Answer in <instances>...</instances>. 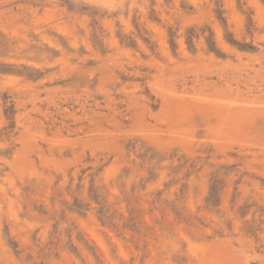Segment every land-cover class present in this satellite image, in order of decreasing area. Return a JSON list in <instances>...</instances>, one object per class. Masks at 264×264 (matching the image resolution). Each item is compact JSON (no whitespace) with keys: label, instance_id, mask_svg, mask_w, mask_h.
I'll use <instances>...</instances> for the list:
<instances>
[{"label":"rangeland","instance_id":"obj_1","mask_svg":"<svg viewBox=\"0 0 264 264\" xmlns=\"http://www.w3.org/2000/svg\"><path fill=\"white\" fill-rule=\"evenodd\" d=\"M93 2L0 0V264H264V0Z\"/></svg>","mask_w":264,"mask_h":264},{"label":"bare ground","instance_id":"obj_2","mask_svg":"<svg viewBox=\"0 0 264 264\" xmlns=\"http://www.w3.org/2000/svg\"><path fill=\"white\" fill-rule=\"evenodd\" d=\"M94 0H92V2H93ZM97 1V0H96ZM93 3H95V2H93ZM98 3V2H97ZM85 231V230H84ZM86 232V231H85ZM87 234H89V233H87ZM90 236V235H89ZM101 241V240H100ZM204 257V256H203ZM205 258V257H204ZM203 259V258H202Z\"/></svg>","mask_w":264,"mask_h":264}]
</instances>
